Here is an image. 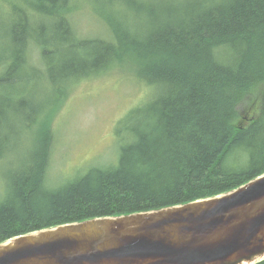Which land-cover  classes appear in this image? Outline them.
<instances>
[{
  "label": "trees",
  "instance_id": "1",
  "mask_svg": "<svg viewBox=\"0 0 264 264\" xmlns=\"http://www.w3.org/2000/svg\"><path fill=\"white\" fill-rule=\"evenodd\" d=\"M1 1L0 242L206 199L264 172V0H87L107 30L92 37L70 23L77 0ZM123 64L158 94L118 118L113 162L58 181L54 121L72 86Z\"/></svg>",
  "mask_w": 264,
  "mask_h": 264
},
{
  "label": "water",
  "instance_id": "2",
  "mask_svg": "<svg viewBox=\"0 0 264 264\" xmlns=\"http://www.w3.org/2000/svg\"><path fill=\"white\" fill-rule=\"evenodd\" d=\"M264 172L211 197L59 224L0 242V264H257Z\"/></svg>",
  "mask_w": 264,
  "mask_h": 264
},
{
  "label": "rangeland",
  "instance_id": "3",
  "mask_svg": "<svg viewBox=\"0 0 264 264\" xmlns=\"http://www.w3.org/2000/svg\"><path fill=\"white\" fill-rule=\"evenodd\" d=\"M78 9L70 15V23L77 34L83 36H106L107 30L87 0H77ZM0 0V25L9 21V12ZM1 31V26H0ZM34 89V88H33ZM42 87L35 91V98L43 94ZM69 86L66 88L68 92ZM157 86L147 85L136 76L131 65H115L103 74L91 76L74 83L69 98L54 121L58 141L55 155L65 162L54 166L52 176L58 181L67 180V174L81 173L90 164H104L115 160V130L118 118L137 103L156 96ZM140 101V102H139ZM245 103L244 105H246ZM15 129L21 128L20 120L10 122ZM29 139L16 134L11 143L23 144ZM114 157H113V156ZM113 157V158H112ZM5 169L0 166V174Z\"/></svg>",
  "mask_w": 264,
  "mask_h": 264
},
{
  "label": "bare ground",
  "instance_id": "4",
  "mask_svg": "<svg viewBox=\"0 0 264 264\" xmlns=\"http://www.w3.org/2000/svg\"><path fill=\"white\" fill-rule=\"evenodd\" d=\"M108 67V65L105 67V68H107ZM18 87H21L20 85H17ZM5 89H6V87H4V85H1L0 86V92L2 91H5Z\"/></svg>",
  "mask_w": 264,
  "mask_h": 264
}]
</instances>
